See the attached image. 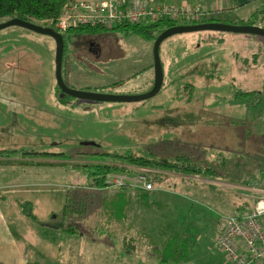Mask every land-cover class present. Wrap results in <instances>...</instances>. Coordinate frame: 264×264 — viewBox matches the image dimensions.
Wrapping results in <instances>:
<instances>
[{
  "label": "rangeland",
  "instance_id": "rangeland-1",
  "mask_svg": "<svg viewBox=\"0 0 264 264\" xmlns=\"http://www.w3.org/2000/svg\"><path fill=\"white\" fill-rule=\"evenodd\" d=\"M211 8L212 13L201 18L204 22L214 18L219 23L264 29L261 4L237 11ZM160 28L149 31L156 36ZM61 35L60 72L69 89L134 95L151 87L152 39H144L128 27ZM158 48L162 83L156 94L137 102L93 101L59 90L51 37L15 25L0 29V150L8 151L1 152V178L7 176L11 160L50 161L51 166H42V174H21V178L53 179L72 190L87 183L89 174L85 167L72 166L71 162L99 161L105 157L103 152L125 148L139 154L148 147L162 158L177 150L192 161L202 156L227 170L220 177L222 181L170 175L165 181L175 187L165 194H149L150 200L134 189L78 190L80 195L85 193L86 210L70 219L56 216L48 220L71 222L82 233L59 234V264H158L161 257L176 264L189 256L180 264H226L213 241L220 223L218 215L238 216L253 203L240 190L241 184L231 179L235 175L249 180L254 177L255 181L264 177V36L200 30L167 36ZM252 54L256 55L255 63ZM185 83L192 87L189 99L182 93ZM233 87L263 91L261 135L254 129L246 133L233 128L231 122L248 118L244 113L221 111L225 108L220 104L228 100L223 94ZM25 151L62 154L34 158L33 154H22ZM126 173L136 177L133 171ZM170 218L179 227L187 222L194 230L165 232L163 239L161 227ZM133 220L139 227L138 236L153 243L152 248L138 249L141 239L122 228ZM148 225L154 227L146 232ZM180 234L176 246L175 238ZM192 235L197 238L194 256L190 254Z\"/></svg>",
  "mask_w": 264,
  "mask_h": 264
},
{
  "label": "trees",
  "instance_id": "trees-1",
  "mask_svg": "<svg viewBox=\"0 0 264 264\" xmlns=\"http://www.w3.org/2000/svg\"><path fill=\"white\" fill-rule=\"evenodd\" d=\"M68 0H0V19L12 18L16 17L26 21H51L50 24H44L45 26L51 27L55 31H58L53 23L55 19L60 14L62 7L66 4ZM124 3L128 2V0H122ZM261 11V10H260ZM262 15L264 16V9H262ZM214 18H210L207 21H214ZM183 22V21H182ZM204 22L199 19L197 23ZM180 23V22H178ZM188 24H193L191 22H187ZM161 25L158 33L165 28L170 26L178 25L177 21H171L165 18L156 20V21H148V22H138L134 24H120L118 26L106 28L102 26H89V25H78L76 27H70L64 32H87V33H96L99 31L112 30V29H120L128 27L134 33H138L144 39H152L156 36H152L149 31L150 28ZM63 40V36H62ZM64 48V41H63ZM159 49V48H158ZM63 52V51H62ZM159 54V53H158ZM252 62L255 63V54H252ZM160 60V59H159ZM246 66H250L249 63H245ZM182 93L184 96H187L189 99L191 85L184 84L182 86ZM264 90V89H263ZM188 91V94H187ZM263 91L260 90H245L238 89L233 87L232 89H227L225 91L224 98L228 99L221 103L220 105H224V110L233 111V113L240 115L244 113V116L247 115L248 118L237 119L231 122L233 128L235 130L240 129L241 131L249 132L251 129L259 131L258 134L261 135V93ZM237 112V113H236ZM245 120V122L243 121ZM1 152H8L7 150H0ZM22 154H33L34 158L48 157L51 155H61L62 153H49V152H37V151H25ZM105 157L99 161H88L85 163L82 162H71L72 166H81L87 169L89 174V180L83 186L73 187L72 190H67L65 194V201L61 211L58 214H53V217L60 216L62 219H70L75 215H81L86 210V205L84 201L86 200L85 193L78 192H92V191H105L109 188H106L104 183L105 176L108 173H122V172H134L135 169H147L148 171H141L142 174H145L148 180H151L154 184L155 189L150 191H145L140 188L132 187L128 184L117 186L114 188H124V189H135L139 195L142 197L145 196L147 198V192L154 191L158 194H165L166 190L169 188H174V183L169 184L165 181L170 175L174 177H182L183 178H203L206 180H220L223 173H225L226 167L225 165L216 166L211 163V161H207L202 156L197 161H192L190 156L185 153L178 154V151L175 150L173 155L167 156L166 158H162L157 156L151 147L148 149L142 150L139 154H133L129 148H125L121 152L108 151L103 152ZM21 165H37V166H51L53 163L50 161H31L24 160ZM129 167V168H127ZM234 178L231 181L233 183L248 185L251 183L259 182L264 179L263 176L254 180V177L249 180L248 178L240 179L238 175L233 176ZM256 179V178H255ZM222 181V180H220ZM249 181V182H248ZM161 185V187H159ZM79 193V194H77ZM153 193V192H152ZM83 201V202H82ZM21 210L23 213L33 221L37 228H42V234H46L45 228L49 225V227H62L64 230L71 234H79L82 233L77 231L71 224L68 222L64 224L63 222L58 223H50L45 224L38 222L33 214L30 211L29 204L27 202H22L20 204ZM236 208H241L236 206ZM243 209V208H241ZM247 212V210H246ZM243 212L242 214L246 213ZM240 214V215H242Z\"/></svg>",
  "mask_w": 264,
  "mask_h": 264
},
{
  "label": "crops",
  "instance_id": "crops-1",
  "mask_svg": "<svg viewBox=\"0 0 264 264\" xmlns=\"http://www.w3.org/2000/svg\"><path fill=\"white\" fill-rule=\"evenodd\" d=\"M88 2L101 1V0H85ZM154 1V0H153ZM160 1V0H159ZM179 1V2H177ZM182 2H188L199 5L201 11L205 14L214 11L232 10L237 11L246 8L250 5L261 4V12L264 9V0H167V4L178 5ZM207 2V4H205ZM205 5V6H204ZM73 35H79L87 32H69ZM23 159L9 161L7 176L0 177V264H59L60 249L58 247V239L61 235H70L71 233L64 230L62 227H49L46 226V234H42V228H37L31 219H29L21 210L20 204L27 202L30 211L38 222L50 224L49 218H54L53 214H58L64 204L67 186L59 184L58 181L53 179H41L40 177L30 180L21 178V174H42V166L37 165H21ZM7 162V161H6ZM15 172L19 174L14 177L11 176ZM252 184V183H251ZM249 185V184H248ZM131 189V188H130ZM135 190V189H134ZM153 192V193H152ZM147 192L155 194L154 191ZM157 194V193H156ZM147 194V200H150ZM185 207L187 205H184ZM188 208V207H186ZM249 208V207H248ZM247 208V210H248ZM147 215L146 221H148ZM170 219L165 221L167 227H161L162 238L164 239L165 232L178 233L185 231L193 226L177 222H171ZM162 225V224H156ZM190 225V226H189ZM154 226L148 225L145 227L146 232L152 230ZM122 228L126 232L136 234L135 237L141 239V243L137 245L138 249L152 248L153 243L144 241V237L139 235L138 224L134 220L127 224H122ZM194 234V232H193ZM193 236L192 256L196 254V236ZM191 236V237H192ZM181 234L175 238L176 246L180 244ZM164 244V243H163ZM132 247V246H131ZM135 248V247H134ZM132 248V250H134ZM137 249V248H136ZM152 250V249H151ZM128 251V250H126ZM191 256L182 261L176 260V264L183 263L189 260ZM172 259L168 257V260ZM158 264H168L167 260L161 257Z\"/></svg>",
  "mask_w": 264,
  "mask_h": 264
},
{
  "label": "built area",
  "instance_id": "built-area-1",
  "mask_svg": "<svg viewBox=\"0 0 264 264\" xmlns=\"http://www.w3.org/2000/svg\"><path fill=\"white\" fill-rule=\"evenodd\" d=\"M204 13L197 4L182 2L178 5L153 0H68L53 25L59 33L78 25L106 28L128 23L156 21L162 18L197 23ZM50 24L51 21H43ZM141 171L136 177L128 173L111 172L105 176L106 188L128 184L145 191L154 190V184ZM246 196L253 200L247 212L238 215L219 214V228L214 246L220 251L226 264H264V179L249 185H239Z\"/></svg>",
  "mask_w": 264,
  "mask_h": 264
},
{
  "label": "water",
  "instance_id": "water-1",
  "mask_svg": "<svg viewBox=\"0 0 264 264\" xmlns=\"http://www.w3.org/2000/svg\"><path fill=\"white\" fill-rule=\"evenodd\" d=\"M20 26L26 28L35 33H40L51 37L54 41V78L56 85L58 86L61 93L81 99L93 100V101H118V102H137L140 100L147 99L156 94L162 83V72L158 54V47L160 42L172 34L194 32L200 30L210 31H227L234 33H246L264 36V29L259 28L255 25H233L227 23H219L215 21L200 22L195 24H178L170 26L160 31L153 40L152 44V85L144 93L134 95H109L99 94L86 91H76L69 89L63 83L61 78V56L63 51V40L62 35L48 26L38 25L32 21L22 20L16 17L7 19L4 22H0V29L8 26Z\"/></svg>",
  "mask_w": 264,
  "mask_h": 264
},
{
  "label": "clouds",
  "instance_id": "clouds-1",
  "mask_svg": "<svg viewBox=\"0 0 264 264\" xmlns=\"http://www.w3.org/2000/svg\"><path fill=\"white\" fill-rule=\"evenodd\" d=\"M44 24H47V23H44ZM44 24H42V25H44ZM193 24H195V23H193ZM58 32V31H57ZM61 34V33H60Z\"/></svg>",
  "mask_w": 264,
  "mask_h": 264
}]
</instances>
